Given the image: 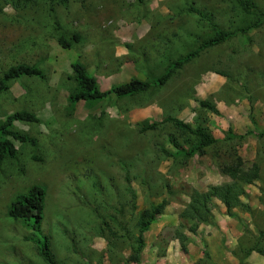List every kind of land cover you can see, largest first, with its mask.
Wrapping results in <instances>:
<instances>
[{"label": "rangeland", "instance_id": "1", "mask_svg": "<svg viewBox=\"0 0 264 264\" xmlns=\"http://www.w3.org/2000/svg\"><path fill=\"white\" fill-rule=\"evenodd\" d=\"M252 1L264 12V0ZM191 8L227 32L256 21L237 0H39L20 6L0 0V80L19 65L43 72V78L10 82L0 94V125L22 111L41 121L13 124L35 146L9 137L18 154L0 169V264H48L40 256L45 238L55 264H211L205 235L215 222L202 224L196 235L186 232L195 245L191 252L181 250L176 230L193 190L230 183L223 169L233 165L260 169L259 179L245 187L243 206L232 212L248 229L241 254L254 246L264 232V136L257 134L264 130V24L205 50L162 87L96 103L69 100L78 89L76 62L104 92L134 79L152 81L197 50L214 32ZM75 34L81 41L72 48L59 44ZM169 117L200 126L220 142L193 158L168 156L164 151L196 145L171 122L142 130ZM229 130L236 138H228ZM36 185L46 189L41 233L8 214L12 202ZM163 200L168 206L138 254V222ZM223 205L215 199L213 215Z\"/></svg>", "mask_w": 264, "mask_h": 264}, {"label": "trees", "instance_id": "2", "mask_svg": "<svg viewBox=\"0 0 264 264\" xmlns=\"http://www.w3.org/2000/svg\"><path fill=\"white\" fill-rule=\"evenodd\" d=\"M6 1H12L15 6H20L22 4H30L39 0ZM47 1L53 2L56 0ZM57 1L64 5L68 2V0ZM237 2L244 11L251 12L255 15L256 21L251 26L243 27L237 32H227L220 29L217 25L213 24L212 21L207 18V16L204 15L203 12H199L195 8H191L190 12L197 14L202 20H205L208 24L211 25L214 32L213 36L210 39L204 41L197 50L189 52L186 56H183L180 59L170 63L164 74L152 81H141L134 79L127 84L119 85L103 92L99 89L97 80L87 72L86 67L81 62L74 63L72 65V69L76 75L78 89L76 93L69 98L70 103L72 105H76L80 102H101L112 97H132L141 93H145L153 88L162 87L169 82V80L176 74L177 71L182 70L185 66L192 63L205 50L224 44L233 36L237 35L238 32L247 34L251 28L258 27L264 24V12L259 10L252 0H237ZM80 41L81 37L78 34H75L72 37V42H69L64 37H61L59 39V44L63 48L69 49L72 48L73 42L78 43ZM24 77L43 78V72L37 67L28 65H19L10 68L0 80V94L8 90L10 82L19 80ZM200 105L202 106V108H207L215 114H219V111L207 102L201 101ZM15 122L40 124L41 121L36 115L30 112L22 111L8 116L6 120L0 125V169L6 159H15L18 154L16 147L9 140V137H13L23 144H30L32 146H35L37 144L35 139L15 132L13 130V124ZM169 122L173 123L180 132L195 137L196 145L190 150H183L175 144L176 148L178 147L176 153L171 154L167 151H164V153L168 156H183L187 158H193L196 155L204 154L205 150L208 147H211L220 142V140L211 136L202 127L199 126L197 128H192L183 121L170 117L164 119L162 123L155 122L150 126L144 127L142 130L153 131L156 130L159 125ZM250 133L252 132H248L246 134ZM257 134L259 136H264V130L261 132H257ZM228 138H236V135H234L231 130H229ZM223 172L231 178L230 183L212 186L206 192L193 190L190 197V202L185 206L184 211L180 214L181 223L179 225V228L176 230L175 239L179 242L181 250L183 252L187 251L188 246L191 243L190 237L186 232H190L196 235L199 227L202 224H214L213 205L215 199L220 200L224 204L227 209V215L230 218H235L232 212L234 209L243 206L241 198L246 196L245 187L248 185H252L260 177V169L257 164H253V166L246 171H241L239 167L233 165L231 167H225L223 169ZM126 182L128 185V189L132 194L133 200L136 201L137 197L131 187V180L128 175H126ZM167 206L168 202L166 200H163L158 205L151 206L149 211L144 214L139 220V234L137 241L138 244L136 249V252L138 254L141 253L144 248L145 234L156 222L157 218L162 215ZM45 209L46 189L42 186L36 185L33 186L28 191V193L18 196L12 202L8 214L14 220L25 222L32 231L41 233L42 224L45 218ZM186 223L190 224V226L186 227ZM245 232H248V229L246 227ZM263 242L264 232L260 233L259 237L255 241L254 246L248 250L245 257L240 259V264H244V259L253 252H257L264 256V246H262ZM40 256L46 263L55 264L50 250V242L47 238H45L40 246ZM205 256L209 258L210 254L205 251Z\"/></svg>", "mask_w": 264, "mask_h": 264}, {"label": "crops", "instance_id": "3", "mask_svg": "<svg viewBox=\"0 0 264 264\" xmlns=\"http://www.w3.org/2000/svg\"><path fill=\"white\" fill-rule=\"evenodd\" d=\"M224 206V205H223ZM254 207L253 204H251ZM220 212L214 213L216 226L208 228L205 235L207 252L210 254L211 264H240L248 250L241 254L242 239L244 238V226L239 219L226 216V207H220ZM225 213V215H224ZM195 248L191 242L188 251ZM244 264H264V256L253 252L244 259Z\"/></svg>", "mask_w": 264, "mask_h": 264}]
</instances>
